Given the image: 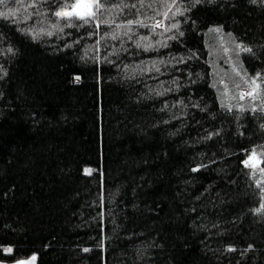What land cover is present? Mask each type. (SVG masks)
<instances>
[{
	"label": "trees",
	"instance_id": "trees-1",
	"mask_svg": "<svg viewBox=\"0 0 264 264\" xmlns=\"http://www.w3.org/2000/svg\"><path fill=\"white\" fill-rule=\"evenodd\" d=\"M74 2L0 6V260L264 264V0Z\"/></svg>",
	"mask_w": 264,
	"mask_h": 264
},
{
	"label": "snow or ice",
	"instance_id": "snow-or-ice-1",
	"mask_svg": "<svg viewBox=\"0 0 264 264\" xmlns=\"http://www.w3.org/2000/svg\"><path fill=\"white\" fill-rule=\"evenodd\" d=\"M15 3L19 4L20 0H14ZM40 2H44V0H40ZM111 0H75L72 4L65 3L63 7H60L57 11L52 13L55 17L58 18V20H67L68 23L65 25L66 27H73L75 26L74 21L80 20L83 21V24H89L93 20H95L100 12L104 10L103 5L110 3ZM196 3H200L201 0H195ZM252 3H256L257 0H251ZM9 4V0H0V6L7 7ZM178 0H171V3H167V0H165L164 5L167 7V11L163 13H157V15H162L164 20H169L174 18L176 15H183V11L177 6ZM29 7H34L35 3L28 5ZM124 7H132L135 8L136 5H124ZM140 7H144L143 0H141ZM148 7H153V5L149 4ZM175 7V11L172 9ZM16 11H19V9H12L8 8L7 11H0V17H3L7 19L10 16H14L16 14ZM39 14V13H37ZM101 23H111V21H101ZM136 24L140 27L148 28L151 31L155 32L156 28L164 27L163 22L160 20H157L154 24L146 23L145 20H128L127 24L117 25L118 28L120 27H130L131 25ZM55 27V25H54ZM97 27H99V24H97ZM178 25L173 23L171 24V28H177ZM62 31L63 29H59ZM164 31H169L168 27H164ZM210 31H213V29H210ZM214 31H219V29H214ZM53 33L48 32L47 35L51 36ZM38 34L33 35V39L37 38ZM127 35V33H125ZM183 35V33H181ZM174 39L175 37H171ZM112 39H118V35H113ZM147 37H141V40L137 42L136 47L140 48L143 47L145 51H148L154 47L151 43H144V41H147ZM99 43V42H97ZM158 44H161V46H165V44H162L161 42H157ZM237 47H240V45H237ZM242 51L251 52L252 49L250 48H242ZM8 52H13L12 48L7 49ZM163 63V61H161ZM159 71V69H157ZM77 79H79L77 77ZM264 81V77H261L259 74L257 77L253 78L249 83V91L247 93L241 92L240 93V99H244L245 95L255 99L257 95V90L261 88V84L257 83V80ZM162 94V93H159ZM255 161V162H254ZM245 167H251L253 169H256L258 167V164L260 163L257 153L255 149L252 150L251 154L248 156V159L243 161ZM197 169H193V171H196ZM261 172H264V168L260 169ZM86 174H90L91 170L86 169ZM257 187L261 189V194L264 195V188H261V182L257 181ZM261 210H264V204H261L260 208H257L256 211L260 212ZM232 250V249H229ZM6 251H11V249H7ZM87 251V249H85ZM32 260H35V257H32Z\"/></svg>",
	"mask_w": 264,
	"mask_h": 264
},
{
	"label": "rangeland",
	"instance_id": "rangeland-1",
	"mask_svg": "<svg viewBox=\"0 0 264 264\" xmlns=\"http://www.w3.org/2000/svg\"><path fill=\"white\" fill-rule=\"evenodd\" d=\"M32 257H35V260H32ZM36 254H30L24 258H18L10 261L0 260V264H36Z\"/></svg>",
	"mask_w": 264,
	"mask_h": 264
}]
</instances>
